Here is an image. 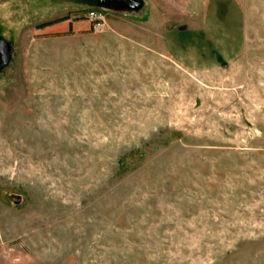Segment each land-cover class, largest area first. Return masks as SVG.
Here are the masks:
<instances>
[{
  "label": "rangeland",
  "instance_id": "1",
  "mask_svg": "<svg viewBox=\"0 0 264 264\" xmlns=\"http://www.w3.org/2000/svg\"><path fill=\"white\" fill-rule=\"evenodd\" d=\"M139 1L0 0V264H264V0Z\"/></svg>",
  "mask_w": 264,
  "mask_h": 264
},
{
  "label": "water",
  "instance_id": "2",
  "mask_svg": "<svg viewBox=\"0 0 264 264\" xmlns=\"http://www.w3.org/2000/svg\"><path fill=\"white\" fill-rule=\"evenodd\" d=\"M122 1H123L122 3L128 9L136 10L141 7V2L139 0H122ZM0 48L2 49L0 51V54L2 55L3 64H5L8 61L7 58H8V53H9L10 48L1 39H0Z\"/></svg>",
  "mask_w": 264,
  "mask_h": 264
},
{
  "label": "built area",
  "instance_id": "3",
  "mask_svg": "<svg viewBox=\"0 0 264 264\" xmlns=\"http://www.w3.org/2000/svg\"><path fill=\"white\" fill-rule=\"evenodd\" d=\"M88 13H89L88 16H89L90 18H94V19H96V20H101V19H102V17H101V18L98 17L97 13H95V12H93V11H90V12H88Z\"/></svg>",
  "mask_w": 264,
  "mask_h": 264
},
{
  "label": "crops",
  "instance_id": "4",
  "mask_svg": "<svg viewBox=\"0 0 264 264\" xmlns=\"http://www.w3.org/2000/svg\"><path fill=\"white\" fill-rule=\"evenodd\" d=\"M77 23H76V21H69L68 22V28L70 27V28H72V29H74V30H76L77 28H75ZM117 33H119V32H117ZM145 35H146V33L144 34V37H145ZM145 39H146V37H145ZM144 39V40H145Z\"/></svg>",
  "mask_w": 264,
  "mask_h": 264
},
{
  "label": "flooded vegetation",
  "instance_id": "5",
  "mask_svg": "<svg viewBox=\"0 0 264 264\" xmlns=\"http://www.w3.org/2000/svg\"><path fill=\"white\" fill-rule=\"evenodd\" d=\"M90 1H92L93 2V0H90ZM113 2H114V4H116L117 6H119V7H125V5L122 3L123 1L122 0H113ZM2 49L0 48V51H1ZM2 56V55H1Z\"/></svg>",
  "mask_w": 264,
  "mask_h": 264
}]
</instances>
